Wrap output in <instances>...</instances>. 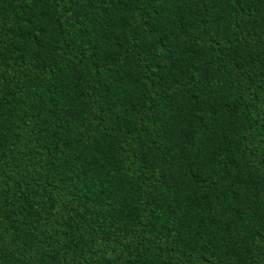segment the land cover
Returning <instances> with one entry per match:
<instances>
[{"label": "trees", "instance_id": "1", "mask_svg": "<svg viewBox=\"0 0 264 264\" xmlns=\"http://www.w3.org/2000/svg\"><path fill=\"white\" fill-rule=\"evenodd\" d=\"M0 264H264V0H0Z\"/></svg>", "mask_w": 264, "mask_h": 264}]
</instances>
